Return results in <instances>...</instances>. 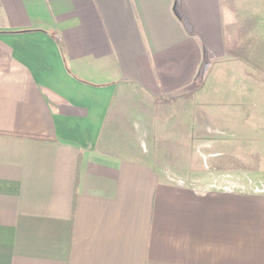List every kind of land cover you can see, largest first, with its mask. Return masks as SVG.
Wrapping results in <instances>:
<instances>
[{"label": "crops", "instance_id": "0c3cea01", "mask_svg": "<svg viewBox=\"0 0 264 264\" xmlns=\"http://www.w3.org/2000/svg\"><path fill=\"white\" fill-rule=\"evenodd\" d=\"M263 62L264 0H0V264H264V191L164 179L154 129L246 124Z\"/></svg>", "mask_w": 264, "mask_h": 264}, {"label": "rangeland", "instance_id": "374dc122", "mask_svg": "<svg viewBox=\"0 0 264 264\" xmlns=\"http://www.w3.org/2000/svg\"><path fill=\"white\" fill-rule=\"evenodd\" d=\"M250 66L249 63V71L258 70L247 78V122L242 121L241 127L210 126L207 104L201 103L199 96L193 100L180 98L157 109L162 121L154 129L167 134L169 139L158 143L163 156L156 151L160 163L171 170L162 175L164 179L208 190L221 186L210 181L215 175L221 179L246 181L252 190L255 187L264 191L261 186H255L264 184V62ZM255 102L263 103L262 109H257ZM236 127L242 130L234 129ZM214 131L216 141L212 136ZM213 170H217L216 173Z\"/></svg>", "mask_w": 264, "mask_h": 264}]
</instances>
